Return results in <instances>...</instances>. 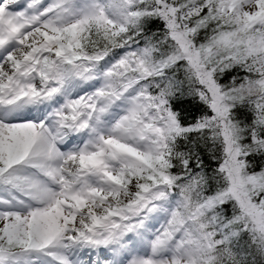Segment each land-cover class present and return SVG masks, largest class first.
<instances>
[{
    "label": "snow or ice",
    "instance_id": "1",
    "mask_svg": "<svg viewBox=\"0 0 264 264\" xmlns=\"http://www.w3.org/2000/svg\"><path fill=\"white\" fill-rule=\"evenodd\" d=\"M0 264H264V0H0Z\"/></svg>",
    "mask_w": 264,
    "mask_h": 264
},
{
    "label": "trees",
    "instance_id": "2",
    "mask_svg": "<svg viewBox=\"0 0 264 264\" xmlns=\"http://www.w3.org/2000/svg\"><path fill=\"white\" fill-rule=\"evenodd\" d=\"M185 107H187V105H185Z\"/></svg>",
    "mask_w": 264,
    "mask_h": 264
}]
</instances>
